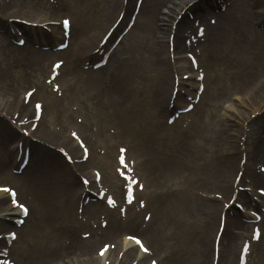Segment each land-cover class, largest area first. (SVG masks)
I'll return each mask as SVG.
<instances>
[{
  "label": "rangeland",
  "instance_id": "1",
  "mask_svg": "<svg viewBox=\"0 0 264 264\" xmlns=\"http://www.w3.org/2000/svg\"><path fill=\"white\" fill-rule=\"evenodd\" d=\"M66 1L69 3H66ZM110 1L91 0L88 8L85 2L79 3L77 0H0V23L3 24L6 33L12 30L9 26H16V23L10 21L15 18L40 21V23L54 22L56 24L46 26L47 31L39 27L32 28L34 31L31 36L26 30L22 31L25 35V41L29 43L22 49L16 46L14 43L15 40L10 35L5 34L0 28V103H7L5 105L6 107L16 102L20 103L24 91L33 87L36 89V96L34 97L36 98L38 96L37 101H45L47 104V107L45 105L42 124L48 126L51 135L54 137L56 135L58 136L56 141L55 139L49 138V136H40L41 140L51 144L53 147L64 146L63 142L66 139V134L68 135V131L70 132L72 130L80 135L82 140L86 142L85 144L88 145L90 151L95 149L97 143H102L105 147L106 154L100 156L96 153L94 157L102 160L98 169L101 177L105 175L106 179H102L99 182L100 186L93 189V191L96 194L98 190H104L106 194L111 195L116 201H120V203H122L123 196V181L113 171L116 168V147L117 145H125L124 141H126L129 145L130 154L135 157V154H138L137 150L139 146H141H138V143L144 138H147L143 128L152 118H155L157 122H160L157 133L162 135L166 141H169L168 143L174 145L168 149L162 146V151L165 150L167 156H175L177 166L180 168V170L176 169L177 173L173 176L168 174L170 172H165L167 175L164 176V178L171 176V179H177L176 181L168 183H173L174 189H176L174 198L181 196L184 199L181 202L184 205L181 206L182 210L179 216L184 227L185 241L182 243L176 242L178 246H182V248L181 246L178 248L179 250L181 248V257H179L178 264H198V259L203 260L202 256L206 243L209 249L207 264H211L212 240L218 224V218L224 212L227 214L226 218L228 219L226 220V227L220 242V250L222 248L225 256L219 259V264H233L237 259L236 257L242 241L248 237L251 231L252 225L246 222V220L249 221L251 219L249 211H256L254 204L259 200L257 196L249 192H240L242 194L240 195V199L237 198V201L245 207L244 212L239 211L234 205H229L228 201L235 189L233 186V178L237 172H242L240 182L242 187H251V189L261 187V180L254 181L252 172L256 171L257 164L262 162L261 160L258 162L257 158L253 155H256L259 147L263 148L261 141H264V49L257 48L256 51L243 53L241 55L243 63L241 67L236 68L230 60L233 56L230 57L229 53H226L225 59L217 61H213L210 56L212 47L215 46L216 41L221 40L220 38L213 40L212 37H210L211 39L208 37L209 39L206 38V40L202 41V44L205 45L206 43L208 46L206 49L207 56L205 63L202 64L203 72L205 75L207 74V80L204 82L207 91L204 96H201L202 99L193 109V113L186 114L184 119L178 117L172 124H168L166 118L172 115L175 116V109L177 110L178 107L183 108L186 104L190 103L189 98H193L192 93H190V96H182L183 102L176 100L173 109L169 107L168 101L171 91L170 69L167 72L169 78L165 79L167 84L166 96L160 105L154 100V96L156 95L154 88L155 80L151 69L147 67L134 68L132 63H130L125 69V74L127 70L128 76L131 78V83L136 88L132 107L135 120L132 119L137 123L135 128L139 133H134L133 135L128 134L126 137L123 131H121L122 129L113 127L119 133L117 136L106 131L107 129L105 130L104 121L100 120L97 115L88 112L90 116L83 117L81 111L76 114L74 110L79 107L78 101H81L86 96L90 88L88 86L89 84H98V87L102 88L103 82L109 83V76L113 71V66L117 64L116 61L119 58L124 56L122 52L125 51L128 45L130 34L128 36L126 35L114 51L111 52L108 66L106 64L104 68L98 70L92 69L94 63L91 64L92 62L86 59L80 62L78 61L77 68L75 66L78 72L72 81L70 90H66L64 84L58 81L57 84L62 86L64 91L59 93L60 95L53 94L52 99H56L57 102H53L54 104L51 106L48 105L51 99H48L47 94L40 87L44 86L49 64L55 59H58V57L53 52L50 53L49 51L32 47H41L48 50L51 48L53 51V47L57 43H61L59 21L62 17H68L71 21L73 19L79 21V25L72 28V35L74 36L72 41L80 37H89L95 32H98L100 28L103 29L110 25L111 17L107 21L109 12H111ZM116 1L118 2V0ZM183 1L185 2L187 0ZM222 1H225V10L222 12V14H227L224 16L225 19L233 20L232 18L234 17H241L246 22L249 20V17L243 14V10L246 9H244V5L241 4L240 0H218L217 4L222 5ZM171 2L165 3L163 7L168 8ZM70 5H78L79 10L77 12L75 9L74 11L71 10L69 8ZM227 7L229 8L227 9ZM262 7L257 8L260 13L263 12L264 8ZM159 13L158 16L161 17ZM140 18L141 16L131 31L136 30V33L143 31L139 29L138 25ZM260 19V16L255 20L253 18L250 19L253 24V31L251 32L254 33L249 35L250 40L257 36L255 35L256 32L264 35V22H261ZM142 21L144 20L142 19ZM234 30H238V28ZM46 32L51 33L54 37L51 42H49L50 40H48ZM226 32L220 35V37L225 36L227 40L221 43L226 48L225 51L229 50V42L234 44L233 37L228 33L226 34ZM168 35L166 33L163 38V55L165 58ZM32 37L35 39H32ZM55 37L57 38L55 39ZM260 38L264 40V36ZM260 38H255L253 44H262ZM237 39L241 42L244 36L239 33ZM196 44H199V42ZM93 47L91 46V50ZM42 53H48V57L45 58L44 62L45 69L39 66L38 61L39 54ZM199 53L200 50H197L196 57ZM166 60L168 59L166 58ZM186 66L188 67V64ZM167 68L168 66L165 65L164 69ZM181 70L185 72L184 75H189L186 68ZM208 76L211 80H208ZM191 82L192 80H188L186 83L190 84ZM188 92H194V89H189ZM5 106L0 107L6 109ZM162 108L165 111L160 114L159 110H162ZM167 111L171 112L166 113ZM69 112H72L74 115L68 117L66 114ZM77 119L81 123L76 122ZM89 119H93L97 123L100 131L94 133V128L89 129L85 126ZM6 126L7 122L0 120V149L2 148L1 144L7 131ZM150 126H152V123H150ZM165 126L169 129L167 130L168 132L161 130ZM24 129L26 130L27 128L24 127ZM176 133L182 135L179 141L176 140L178 142H174L175 140L171 137V134ZM34 136L39 137L36 133ZM153 136L150 137L151 140L155 137ZM31 137L34 138L33 136ZM20 139L21 133L18 131L10 145V149L13 152L12 165L5 174L0 170V186H15L16 190L19 187L22 190L25 189L23 182L25 180L15 178L12 180L10 178L11 175L14 176L13 172L11 173V169L14 170L18 164V161L15 162L16 155L14 156V154L16 153V142H22ZM67 139L71 143H74L70 135ZM258 139L260 141L257 143L256 141ZM133 140L137 147H133ZM29 147L31 150V146ZM35 147L40 154L35 160L31 161L30 166L25 171L27 176H31L32 179L42 177L39 185L47 188L45 194L50 193L42 199L47 211L39 213L36 210L35 213H37L36 217H39L38 223L41 230L42 228H47L54 231L52 237L49 239L50 245L54 249V260L52 262L50 260H43L41 264H102L101 261H94V256H96L95 251L102 244L115 246V250L112 251V256L107 257L106 264L111 262L113 258H116V264L132 263L134 261L133 258L128 257L129 259H127L126 254L120 252L123 237L127 235L126 233L132 235L137 234L142 240H147L148 237L143 239L141 233H135L140 231L136 227L123 225L117 230L113 228L105 230L107 232L101 233L102 235L98 237L99 239L91 236L82 240L80 234L90 232L91 230H89V227L87 228V225H84L83 228H79L78 230L74 229L75 226H79L80 222L85 223L88 221L89 226L91 224L97 225V228H104L100 226L101 221H106L107 226L109 225L106 217L108 215L105 212L106 206L103 201H89L88 203L84 201L81 204V198L80 202H73L71 204L69 202V194L64 197L63 185L69 186L71 190L77 191L80 186L79 176L89 179L88 170L90 169L86 168L79 174L73 173L69 166L71 163L64 161L61 156L51 152L49 149H47L48 151H44L41 146ZM1 153L2 151H0ZM68 153L76 157V160L81 159L80 150H78V153L75 152V154ZM72 160H74L73 157ZM87 167H90V165ZM139 171L145 177L144 171ZM34 172H36V176L32 175ZM150 176L153 177L154 173H151ZM114 180H116V184L109 185V182ZM221 181L225 182L223 183ZM31 183L34 184V181ZM150 187L152 188L148 189L150 191L149 199L155 202V204L158 202L159 206L170 195V192L167 194L165 184L160 185V198L154 193V195L151 193L154 187L159 186H153V182H151ZM82 188L85 189V187ZM168 190L170 191V188ZM26 193L30 192L25 191L23 194L20 193L21 197L19 198L23 201L31 198L32 201L29 203L35 205L33 196ZM88 204H97V210L87 214L86 210L88 209L85 206ZM226 206L229 207L227 208ZM28 207L31 210V205L28 204ZM112 211L110 215L116 214L122 220L121 222L123 224L128 211L124 215L122 213L120 215L118 210ZM149 213H152L151 209L145 208V210L139 212V219L142 220L143 215ZM13 225L14 223H7L5 228L0 229V235L13 229L9 228V226L13 227ZM260 228L262 242L258 246L257 244L252 245L248 264H264V224L261 223ZM61 229H63V232H61ZM14 231L17 233V239L10 243V246L7 245L9 251L8 257L16 264H27L28 260L22 249L25 246L29 248V246L27 244L24 245L23 240L26 238L28 241H32L31 237L33 235L30 230L22 234L17 229ZM80 239L84 242L83 246H79L80 243L79 245L77 244V241ZM174 243H170L166 249L158 243L153 244L150 242L147 244L148 248L150 247V250H153L152 253L154 256L152 257H154L157 263L166 264L173 257L172 253H170V250H172L170 246H173ZM121 254L123 255L121 256ZM180 259H184V261L180 262ZM147 263L148 259L144 261V264Z\"/></svg>",
  "mask_w": 264,
  "mask_h": 264
},
{
  "label": "bare ground",
  "instance_id": "2",
  "mask_svg": "<svg viewBox=\"0 0 264 264\" xmlns=\"http://www.w3.org/2000/svg\"><path fill=\"white\" fill-rule=\"evenodd\" d=\"M79 3L85 2L89 8L91 0H77ZM172 1V2H171ZM189 1H183V0H143L142 2V8H141V20L139 21V29L143 30L142 32L136 33L135 31L130 32L129 42L125 49V51L122 52L123 57L119 58V61L117 62L115 68L113 69L112 73L109 76V83H104L102 85V88H99L98 84H89L90 88L88 90H93V93H88L84 99L83 104L85 105V108L92 111L95 115L98 116L100 120L104 121L105 125H113L119 129H122L123 133L126 135L134 133L138 134L139 132L135 128L136 122L134 121V115L132 112V107L134 104V95L136 93V88L131 83V78L128 76V71L125 69L127 65L132 63L134 68L139 67H147L151 69L153 72L154 80H155V96L154 100L158 104H162V102L165 99L166 96V81L165 79L169 78V75L167 74V69H164V66L168 65V61L163 55L164 52V46H163V38L164 35L169 30L167 27L169 26V22L173 21V16L178 12L180 13L184 9V15L181 17V26L187 25L188 20L186 18V11L195 10L196 13L202 14L203 12L206 13L209 10L213 8V4H211L210 0H196V2L193 5H189ZM171 4L167 7H163L165 3ZM184 2V3H183ZM241 4L244 5L243 14L246 17L249 18H257V17H263L264 14H260V11L257 10L260 6H263L264 8V1L263 0H240ZM66 3H69L66 1ZM215 3V0H214ZM244 3V4H243ZM111 6V12H109L107 21H109V18L111 17V23L114 21V19L122 12V8H120V0L118 2L116 0H111L110 4ZM128 5L130 4V1L127 4V7L124 8V11L128 9ZM206 5V8L204 6ZM69 8L71 10L77 12L79 10V6L70 5ZM164 8V10H163ZM178 8V9H177ZM255 8V10H253ZM162 9V10H161ZM249 9V10H247ZM161 10V11H160ZM264 11V9H263ZM160 12V13H159ZM125 13V16H127V13ZM158 13L161 17L158 16ZM226 15L220 16L218 19V25L216 28L220 27L218 31L212 32L211 36L212 39H221L216 41L215 46L211 49V57L213 61L217 60H223L226 58V53L230 54V59L234 66L241 67L243 61L241 58V55L246 52H252L256 51L257 48L264 49V40H262L260 37L264 36L261 35L260 32H256L255 37L250 40L249 35L254 34L253 29L251 25L243 20L241 17H234L233 20L225 19ZM116 18V19H117ZM142 19L144 21H142ZM235 21V22H234ZM110 23V24H111ZM72 27H76V25H79V21L73 19L72 20ZM110 25L104 27L103 29L100 28L98 32H95L89 37H80L75 39L74 41L71 40L69 42L67 49L64 52H60L58 54H62L63 58L65 60V65L62 68V72H64V75L61 74V77L59 80L61 82L67 84V88H71V81H73L77 75L78 70L76 71V64L78 61H81L83 59H91L93 58V55L91 54V46H96L97 42L100 43L101 38L103 35H105V32L111 27ZM138 27V26H137ZM214 28V29H216ZM235 28H238V30H234ZM212 29V30H214ZM228 33L233 37V43L228 44L229 50H226L221 43L223 41H227L225 36L220 37V35L223 32ZM241 33L244 36L243 41H239L237 39V35ZM259 37L262 44L258 45L255 43L253 44V40L255 38ZM99 40V41H98ZM177 45L179 46V42H177ZM168 46V44H167ZM260 46V47H259ZM168 48V47H167ZM204 50V49H203ZM205 53V50H204ZM203 56H199V65L204 63L203 62ZM205 58L204 60L206 59ZM48 57V53H42L39 55L38 61L39 66H44V60ZM179 58V57H178ZM211 61V62H213ZM127 63V64H126ZM124 65V66H123ZM126 65V66H125ZM183 74V73H182ZM171 75V74H170ZM207 80V74L204 77V80L202 81V84L204 85V82ZM208 80H211L208 76ZM94 81V80H92ZM209 83V82H208ZM210 85V83H209ZM94 88V89H93ZM204 93L202 95L204 96L206 89L203 90ZM180 96L178 95L177 98ZM158 99V100H157ZM202 99V98H201ZM200 99V100H201ZM153 100V102H154ZM88 102L89 104H86ZM200 102V101H199ZM199 104V103H198ZM197 104V105H198ZM0 106H5V104H1ZM6 107V106H5ZM160 107V106H159ZM10 111L13 112L15 108H18L19 111H24L27 113L29 111L28 106H24L21 104H14L10 105L9 107ZM198 109V107H197ZM165 109L159 110V113H163ZM33 112V111H32ZM32 113V117H33ZM201 114V113H200ZM158 117V116H157ZM42 118V116H41ZM40 118V120H41ZM134 120H133V119ZM155 121V122H153ZM150 123H152V126H150ZM160 122H157L155 118H152L147 125L143 128L145 130V135L147 138H144L141 142L138 143V150L135 154L134 159V166L136 165L135 160L137 161V170H142L145 173V177H142V181L145 185L146 191L142 194L143 197H145L149 188L150 183L153 182V186H159L154 187L151 191V193L155 194L160 198L161 193V187L160 185L165 184L167 188V194L170 192V195L165 199V201H162V204L159 206V203L155 204V202H152V204H155L154 209H151L153 214L150 217V220L148 224L144 226L143 229H141V233L144 238L148 237L147 243H158L163 248H167L170 243H174L173 246H170L172 250H170V253H172V258L169 259V263L166 264H178L179 263V257H181V248L182 246L179 245L176 242H184L185 241V233H184V227L183 223L180 219L181 214V206L184 205V203H181L184 201V199L181 196H177L174 198L175 187L173 186V182L177 179H171V176L177 173L176 169L180 168L177 166L176 157L175 156H167L166 151H162V146L168 148H172L174 145H171L168 143L169 141H166L162 135H159L158 132V124ZM139 129V128H138ZM11 132V136L7 135V138L5 142L8 140L10 141L12 137L15 136V132L12 130H9ZM38 134V136H49L51 139H55V141L58 139V136L55 137L50 134V131L48 127L45 124L38 123L35 130ZM155 137H154V136ZM154 137L153 140L150 139V137ZM127 137V136H126ZM145 137V136H144ZM65 143L69 146V150L76 152V148L72 145V143L68 140L65 141ZM133 147H137L136 143L133 140ZM35 148V147H34ZM0 151H3V153L0 154V168L8 167V160L12 156V152L9 149V146L6 147V143H4L3 148L0 149ZM255 157H259L258 155H255ZM29 158L32 159V156H29ZM8 163V164H7ZM230 163V162H229ZM231 164V163H230ZM83 163H77L73 167L75 170H80L83 168ZM29 166V162L28 165ZM26 166V168H27ZM165 172H170L168 174H171L169 178H164ZM154 173V176L151 177L150 174ZM32 175L36 176V172H34ZM144 175V174H143ZM141 174V176H143ZM148 176V177H146ZM19 180H25L24 182V190L19 188V193L23 194L26 192H30L29 194L34 197L35 205L31 204V210L28 212V215L26 217V221H24L23 226L20 229V233H24L26 231H31V234L34 236L31 237L32 241H28L26 238H24L23 243L24 245L27 244L28 247L25 246L24 249V255L26 256V259L28 260L27 264H41L43 260H50L51 262L54 260V249L51 243L49 242L50 237H52L53 230L50 229H43L39 228V217H36V210L40 213L47 211V208L44 207L43 204V198L45 196H48L50 193L48 192L45 194V191L47 188L41 187L39 185V179H32L34 181V184L31 183V176L28 181L29 175L25 172H23L20 176H17ZM225 182V181H221ZM178 184V183H177ZM226 186V185H225ZM80 188V187H79ZM79 188L77 191L71 190L69 186L63 185V192L64 197H66L67 194H69V202L72 204L73 202L77 203L78 198L83 194V190L79 191ZM170 188V191L168 190ZM160 189V190H158ZM153 194V195H154ZM7 196L5 194L0 193V211L5 210L4 205L7 202ZM66 199V198H65ZM158 200V199H157ZM8 205V215L15 214L14 211H11ZM214 209H216L213 206ZM7 215V214H6ZM130 226H138L139 225V219H137V215H131L130 216V222H127ZM6 226L5 223L0 221V228H4ZM61 232H63V229H61ZM97 239H99L97 237ZM212 240V244H213ZM80 243V245H79ZM77 244L79 246H83L84 242L82 240H78ZM146 244V243H145ZM123 249H128L127 246H132V244L123 241ZM181 246L180 250L178 249ZM126 247V248H125ZM126 257L127 259L133 258L134 260L138 258V263L144 264V257L140 256V253L136 248L131 247V249H128L126 251ZM203 260L198 259V264H207V260L209 257V249L208 244H205V248L203 251ZM200 258V257H199ZM184 259H180V262H183ZM52 264V263H51Z\"/></svg>",
  "mask_w": 264,
  "mask_h": 264
}]
</instances>
